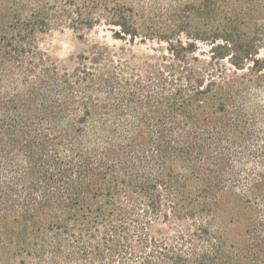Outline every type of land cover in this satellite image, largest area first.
Masks as SVG:
<instances>
[{
    "label": "trees",
    "instance_id": "trees-1",
    "mask_svg": "<svg viewBox=\"0 0 264 264\" xmlns=\"http://www.w3.org/2000/svg\"><path fill=\"white\" fill-rule=\"evenodd\" d=\"M101 25L159 47L44 45ZM263 54L264 0H0V264H264Z\"/></svg>",
    "mask_w": 264,
    "mask_h": 264
},
{
    "label": "rangeland",
    "instance_id": "rangeland-1",
    "mask_svg": "<svg viewBox=\"0 0 264 264\" xmlns=\"http://www.w3.org/2000/svg\"><path fill=\"white\" fill-rule=\"evenodd\" d=\"M131 4V1H128ZM85 38L82 39L80 34L70 29H60L52 32L45 37V47L49 53L62 65L69 69H73L76 65L77 57L84 54L90 46L95 43L108 45L110 47H127L134 48L137 55H141L146 50H150L151 47L158 48L157 42L148 41L146 45L141 44L139 41L136 42L134 47L124 42L113 39V32L106 25H101L92 31H87L84 34ZM201 48H204L203 46ZM264 57V54L263 56Z\"/></svg>",
    "mask_w": 264,
    "mask_h": 264
}]
</instances>
